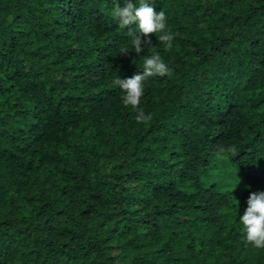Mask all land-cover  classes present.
Listing matches in <instances>:
<instances>
[{
  "label": "trees",
  "instance_id": "trees-1",
  "mask_svg": "<svg viewBox=\"0 0 264 264\" xmlns=\"http://www.w3.org/2000/svg\"><path fill=\"white\" fill-rule=\"evenodd\" d=\"M126 2L0 0V264H264L239 221L264 191V0H149L174 39L139 54ZM157 53L138 123L112 80Z\"/></svg>",
  "mask_w": 264,
  "mask_h": 264
},
{
  "label": "clouds",
  "instance_id": "clouds-1",
  "mask_svg": "<svg viewBox=\"0 0 264 264\" xmlns=\"http://www.w3.org/2000/svg\"><path fill=\"white\" fill-rule=\"evenodd\" d=\"M113 16L120 27H127V35L131 37V44L135 53L139 54L145 48L152 47L151 37L157 33L159 42L170 48L174 39L173 34L167 30V17L163 10L157 12L154 4L149 0H140L136 6L132 0L121 6L116 4ZM137 30H133L132 26ZM127 55L128 53H124ZM170 73V68L160 54L144 57L143 71L137 72L129 78L114 77L112 83L124 93L122 100L125 106L137 109L136 121L146 123L152 119L151 114H145L140 108V101L144 95L145 81L152 77H163ZM235 147L220 146L217 152L218 159H227L228 153H234ZM243 225L244 239L257 249H264V191L250 192L247 208L239 217Z\"/></svg>",
  "mask_w": 264,
  "mask_h": 264
}]
</instances>
